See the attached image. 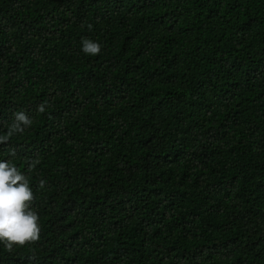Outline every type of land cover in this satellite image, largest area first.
Masks as SVG:
<instances>
[{"label":"trees","instance_id":"obj_1","mask_svg":"<svg viewBox=\"0 0 264 264\" xmlns=\"http://www.w3.org/2000/svg\"><path fill=\"white\" fill-rule=\"evenodd\" d=\"M18 111L40 234L0 264H264V0H0Z\"/></svg>","mask_w":264,"mask_h":264},{"label":"clouds","instance_id":"obj_2","mask_svg":"<svg viewBox=\"0 0 264 264\" xmlns=\"http://www.w3.org/2000/svg\"><path fill=\"white\" fill-rule=\"evenodd\" d=\"M91 30V25L88 26ZM101 45L90 39L82 40V51L85 54L97 55L101 52ZM47 101L37 106L39 113L46 111ZM33 121L23 112L14 113V118L7 126V132L0 135V144L7 143L14 134H22ZM16 156V150L9 153ZM38 161L30 165L35 167ZM46 182L41 180L39 187L43 188ZM33 192L29 187L28 178L21 173L10 161H0V242H3L9 251L14 245L23 246L26 243L39 239V216L30 208Z\"/></svg>","mask_w":264,"mask_h":264}]
</instances>
